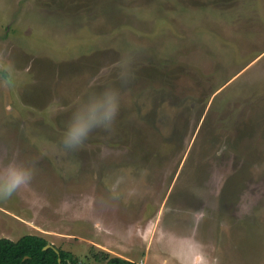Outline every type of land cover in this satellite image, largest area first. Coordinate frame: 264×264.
Returning <instances> with one entry per match:
<instances>
[{"label":"rangeland","instance_id":"1","mask_svg":"<svg viewBox=\"0 0 264 264\" xmlns=\"http://www.w3.org/2000/svg\"><path fill=\"white\" fill-rule=\"evenodd\" d=\"M134 54L110 131L62 144L78 101ZM0 237L87 264H264V0H0Z\"/></svg>","mask_w":264,"mask_h":264},{"label":"clouds","instance_id":"2","mask_svg":"<svg viewBox=\"0 0 264 264\" xmlns=\"http://www.w3.org/2000/svg\"><path fill=\"white\" fill-rule=\"evenodd\" d=\"M133 64L134 54L131 51L122 53L114 65L115 79L78 101L62 136L65 149L81 147L97 129L110 131L113 128L121 108V89L128 87L136 78ZM35 172L34 163L16 158L0 163V200H6L27 187Z\"/></svg>","mask_w":264,"mask_h":264},{"label":"trees","instance_id":"3","mask_svg":"<svg viewBox=\"0 0 264 264\" xmlns=\"http://www.w3.org/2000/svg\"><path fill=\"white\" fill-rule=\"evenodd\" d=\"M49 243L46 237L32 233L17 240L0 237V264H87L70 250L45 248ZM95 258L106 264H141L106 250L97 252Z\"/></svg>","mask_w":264,"mask_h":264},{"label":"water","instance_id":"4","mask_svg":"<svg viewBox=\"0 0 264 264\" xmlns=\"http://www.w3.org/2000/svg\"><path fill=\"white\" fill-rule=\"evenodd\" d=\"M49 247H56L53 244L49 243L48 245L45 246V248H49ZM57 248V247H56Z\"/></svg>","mask_w":264,"mask_h":264}]
</instances>
